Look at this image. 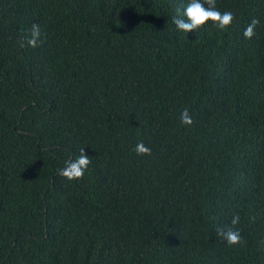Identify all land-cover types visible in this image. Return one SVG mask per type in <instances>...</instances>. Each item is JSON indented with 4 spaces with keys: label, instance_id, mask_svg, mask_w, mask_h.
<instances>
[{
    "label": "trees",
    "instance_id": "16d2710c",
    "mask_svg": "<svg viewBox=\"0 0 264 264\" xmlns=\"http://www.w3.org/2000/svg\"><path fill=\"white\" fill-rule=\"evenodd\" d=\"M188 2L0 0V264H264V0L186 34Z\"/></svg>",
    "mask_w": 264,
    "mask_h": 264
},
{
    "label": "clouds",
    "instance_id": "9594fccd",
    "mask_svg": "<svg viewBox=\"0 0 264 264\" xmlns=\"http://www.w3.org/2000/svg\"><path fill=\"white\" fill-rule=\"evenodd\" d=\"M235 17L230 11L221 12L216 7L215 0H189L188 4L183 8L176 9V15L173 17V23L176 28L183 33L197 32L204 28L206 25L211 24L217 30L227 31L232 25ZM260 24V20L253 18L243 32L246 39H252L256 34V28ZM42 36L40 26L37 24L32 25L30 35L22 37L20 40V47L35 48L38 45ZM181 122L186 126H191L193 120L187 108L183 109L180 115ZM133 151L138 156H150L152 150L146 146L142 141L138 142ZM91 159L85 154L84 148L80 149V154L74 159L69 158L65 161V167L58 169V175L62 176L68 181L81 180L85 172L91 164ZM251 223L256 222V215L248 217ZM241 217L236 214L231 219L230 225L223 227L217 226L215 231L219 238H221L229 248L243 245L245 243L241 230L237 227L240 224Z\"/></svg>",
    "mask_w": 264,
    "mask_h": 264
}]
</instances>
